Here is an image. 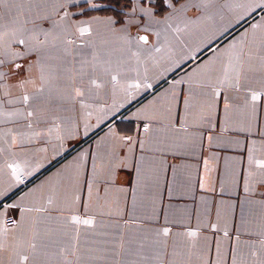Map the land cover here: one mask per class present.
Listing matches in <instances>:
<instances>
[{
    "label": "crops",
    "instance_id": "0c3cea01",
    "mask_svg": "<svg viewBox=\"0 0 264 264\" xmlns=\"http://www.w3.org/2000/svg\"><path fill=\"white\" fill-rule=\"evenodd\" d=\"M261 164L264 0H0V264H264Z\"/></svg>",
    "mask_w": 264,
    "mask_h": 264
},
{
    "label": "built area",
    "instance_id": "2783aa9c",
    "mask_svg": "<svg viewBox=\"0 0 264 264\" xmlns=\"http://www.w3.org/2000/svg\"><path fill=\"white\" fill-rule=\"evenodd\" d=\"M20 179L23 180V177L20 176ZM4 223L7 227H11L15 225V219L11 216L5 218Z\"/></svg>",
    "mask_w": 264,
    "mask_h": 264
},
{
    "label": "snow or ice",
    "instance_id": "6c2138e0",
    "mask_svg": "<svg viewBox=\"0 0 264 264\" xmlns=\"http://www.w3.org/2000/svg\"><path fill=\"white\" fill-rule=\"evenodd\" d=\"M141 39H145V40H146L145 37H141ZM17 67H19V65H17ZM260 166H261V167H264V164H261ZM77 222H79V221H77ZM83 223H85V224H90L91 221L85 220V221H83ZM165 235H167V231H165Z\"/></svg>",
    "mask_w": 264,
    "mask_h": 264
}]
</instances>
